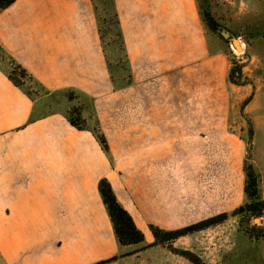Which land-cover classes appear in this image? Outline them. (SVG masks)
Listing matches in <instances>:
<instances>
[{
    "label": "crops",
    "instance_id": "1",
    "mask_svg": "<svg viewBox=\"0 0 264 264\" xmlns=\"http://www.w3.org/2000/svg\"><path fill=\"white\" fill-rule=\"evenodd\" d=\"M112 2L132 76L118 89L94 0H15L0 10V46L47 90L91 98L109 147L66 114L37 115L0 68L2 264H96L115 256L103 178L149 243L151 225L185 227L245 201L248 141L227 129L229 68L222 52L210 50L199 0ZM251 150L264 198V107Z\"/></svg>",
    "mask_w": 264,
    "mask_h": 264
},
{
    "label": "rangeland",
    "instance_id": "2",
    "mask_svg": "<svg viewBox=\"0 0 264 264\" xmlns=\"http://www.w3.org/2000/svg\"><path fill=\"white\" fill-rule=\"evenodd\" d=\"M94 3L110 73L114 84L119 86L128 81L129 65L119 36L113 2L94 0ZM199 9L206 26L210 50L222 52L225 56L224 63L229 68L227 81L230 113L227 129L231 134L236 132L248 141L244 167L246 162L255 165L251 150L253 135L250 136V131L254 132L264 107V0H199ZM222 31L229 32L230 38H225ZM231 38L239 41L241 49L232 44ZM14 66L0 52V67L11 71ZM232 70L234 72L230 79ZM16 77L35 99L37 115L59 112L71 118L80 117V124L101 131L89 98L78 93L72 94L73 91L70 90L50 95L28 77H23L20 73ZM231 153L223 152V157H229ZM255 168L260 175L259 191L263 198L262 175L256 165ZM246 202L247 195L244 203ZM232 213H227L228 218L221 223L190 232L166 243L150 245L152 242L145 240L136 245H119L118 253L111 257L114 259L103 264H111L116 260L123 264H134L135 258H173L174 264H264V237L258 239L251 235L264 228V210L260 217ZM254 218L258 220L255 221Z\"/></svg>",
    "mask_w": 264,
    "mask_h": 264
},
{
    "label": "trees",
    "instance_id": "3",
    "mask_svg": "<svg viewBox=\"0 0 264 264\" xmlns=\"http://www.w3.org/2000/svg\"><path fill=\"white\" fill-rule=\"evenodd\" d=\"M14 1L15 0H0V10L6 8L10 4H12ZM117 24L119 27V36L121 37V40H122V46H123V49L125 50L124 41H123V37H122L118 18H117ZM0 52L3 53L6 57H8L9 60L15 65L11 71H6L9 78L17 87H19L21 90H23V92H25L31 98V100L34 102V104H35V99L33 98L32 94L23 87L24 85L16 77V75L18 73H20L21 76L28 77L30 80L34 81L44 91H46L47 94L53 95L55 93L70 90V91H73V92H71L72 94L78 93V94H81V95L89 98L88 96H86L82 92H79V91L74 90V89H63V90H58V91L47 90L31 73L28 72V70L26 68H24L20 63H18L1 46H0ZM125 53H126V51H125ZM126 60L128 63L127 54H126ZM128 65H129V63H128ZM109 70H110V68H109ZM233 72H234V70H232V72H230V75H229L230 79H231V73H233ZM128 77L129 78H128V81L126 83L121 84L119 86H116L114 84L115 88L116 89L122 88V87L128 86L132 83V76L130 73V68H129ZM111 79H112V75H111ZM112 81H113V79H112ZM113 83H114V81H113ZM69 98L73 99V97L71 95H69ZM89 99L91 101V107H93L92 106L93 101L91 98H89ZM48 114H51V113H48ZM48 114H42V115H48ZM67 117H68L69 122L74 127L78 128V129H87L88 128V127L83 126L82 124L79 123V120H81L80 117L71 118L68 115H67ZM89 129L93 131V133L95 134V136L97 137V139L99 140L101 145L103 146V149L105 151L109 152V147H108L107 140H106L104 134L99 129H94V128H90V127H89ZM250 134H251L250 136L252 137V135H253L252 130L250 131ZM248 158H250V157H248ZM244 169H245V173H246L245 193L247 195V202L244 203L243 205L239 206L237 209H235L232 214L233 215L244 214L247 216L260 217V216H262L263 210H264V199L262 198L261 193L259 191L260 175H259V172L257 171V169L255 168V165L252 162H246ZM99 191L101 193L103 202L107 207V210H108L110 219L112 221L113 228H114V231H115L119 245L129 246V245H136V244H140V243L144 242L145 241L144 233L136 226L131 214L119 202L110 182L106 178H103L100 180ZM227 218H228V214L222 213V214H218V215L209 217V218L202 220L198 223L186 226L184 228H181L178 230H170V231H166V230H163L157 226L151 225L150 229L154 235V242H152V244H150V245H157V244L166 243L168 240L180 237L182 235H186V234L193 232V231L204 229V228L209 227V226L214 225V224L221 223L222 221L226 220ZM251 235L255 238H258V239L260 237H264V228H260L259 233H255V234H251ZM111 259H114V258H110L108 260L101 261V262H98L96 264H103V263H105Z\"/></svg>",
    "mask_w": 264,
    "mask_h": 264
},
{
    "label": "water",
    "instance_id": "4",
    "mask_svg": "<svg viewBox=\"0 0 264 264\" xmlns=\"http://www.w3.org/2000/svg\"><path fill=\"white\" fill-rule=\"evenodd\" d=\"M222 35L225 37V38H230V34L229 32L227 31H222ZM231 42L232 44L237 48V49H240V44H239V41L236 39V38H231ZM255 221L258 220V218H254Z\"/></svg>",
    "mask_w": 264,
    "mask_h": 264
},
{
    "label": "bare ground",
    "instance_id": "5",
    "mask_svg": "<svg viewBox=\"0 0 264 264\" xmlns=\"http://www.w3.org/2000/svg\"><path fill=\"white\" fill-rule=\"evenodd\" d=\"M241 46V45H240ZM240 49H241V47H240Z\"/></svg>",
    "mask_w": 264,
    "mask_h": 264
}]
</instances>
